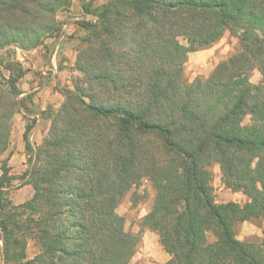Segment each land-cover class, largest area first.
Listing matches in <instances>:
<instances>
[{
  "label": "trees",
  "instance_id": "obj_1",
  "mask_svg": "<svg viewBox=\"0 0 264 264\" xmlns=\"http://www.w3.org/2000/svg\"><path fill=\"white\" fill-rule=\"evenodd\" d=\"M96 1L81 4L80 76L57 109L43 111L50 125L39 144L26 129L21 177L33 187L30 199L8 197L18 177L0 159L4 264H130L140 238L117 208L143 179L155 196L141 230L158 235L169 254L163 264H264V224L258 239L235 230L264 221V0ZM71 3L0 0V157L15 113L29 109V96L19 97L27 69L12 47L60 37L56 14ZM227 32L237 38L234 52L189 81L188 54ZM214 163L246 202L216 200ZM30 240L39 247L33 258Z\"/></svg>",
  "mask_w": 264,
  "mask_h": 264
},
{
  "label": "rangeland",
  "instance_id": "obj_2",
  "mask_svg": "<svg viewBox=\"0 0 264 264\" xmlns=\"http://www.w3.org/2000/svg\"><path fill=\"white\" fill-rule=\"evenodd\" d=\"M84 1L87 0H72V3L68 8L58 11L56 17L61 22V35L58 38L47 37L43 42V49L46 51L45 54L47 55L49 53H53L54 50L52 51V49H55V45L66 42L65 46H67L68 51H70L71 57L68 55L69 53L67 55L64 54L66 55L65 57H69V60H72V58L75 57L74 64L70 66L71 72H69L68 82L65 81V83L62 84L61 82H58V84H56V88L59 89L62 95L64 90L71 89L73 87V84L80 76V73L75 68V61L78 50L83 46L82 39L87 33L83 27V22L87 21L88 15L84 13L81 6ZM103 1L104 0H97L95 3L98 5ZM52 38L54 39L51 40ZM181 40L185 42L183 38ZM237 43V38L227 32L218 42L209 48L190 52L188 54V60L185 64V74L188 80L192 81L196 77L205 78L209 76L211 71L220 61L228 58L231 53L234 52L237 47ZM12 49L16 51L13 59L20 62L28 71L29 67L26 62L31 56L30 51L34 48L21 49L19 47H12ZM2 71L3 75H8L7 71H4L3 69ZM251 79L253 82H259L262 79V75L257 69H255L251 73ZM48 107L57 109L52 105ZM44 118L49 121L45 115ZM248 121L249 118L247 117L245 122ZM211 169L213 172V185L215 188L216 200L218 202H227L231 200L241 204L246 202L247 196L242 191H233L222 182L221 169L217 163H214ZM21 186L22 185L19 184L8 191V197L14 204L22 203L31 198L28 197L29 195L27 191L18 190ZM134 192L138 194H135L134 196ZM12 196L15 197L16 201L22 202H14L11 198ZM154 196L155 190L152 183L148 179H143L137 187L133 188L123 197L117 208L118 213L123 215L125 218V229L137 234L140 238L136 247V253L130 264H163L169 258L168 254L159 242L158 235L149 229L141 230L142 218L150 210ZM134 198H137V201H134ZM263 224L264 221L262 219L238 222L235 226L237 237L242 240L258 239L262 236ZM38 252V245L35 244L33 240H30L27 248L28 258H33ZM0 264H4L1 256Z\"/></svg>",
  "mask_w": 264,
  "mask_h": 264
},
{
  "label": "crops",
  "instance_id": "obj_3",
  "mask_svg": "<svg viewBox=\"0 0 264 264\" xmlns=\"http://www.w3.org/2000/svg\"><path fill=\"white\" fill-rule=\"evenodd\" d=\"M43 45L41 44L30 51L31 56L26 62L29 70L19 82V87L22 91L19 97L29 96L27 101L29 109L21 108L15 113L10 146L0 157V159L8 157L10 174L18 177L14 180L12 187L21 184L22 186L18 190L27 191L29 198L33 194V187L26 182L28 176H25L23 179L21 177L28 168L25 138L26 129L28 126L31 127L28 139L32 144L36 146L42 141L50 125V122L44 118L43 111L50 105L54 108H58L61 105L63 95L56 88V84L58 82H61V84L65 83V81L68 82L69 72H71L70 66L74 64L75 60V57L72 60H69V57H65L68 53V55L71 54L67 46H65L66 42L55 45V49H52V51L54 50L53 53H49L48 55L45 54L46 51L43 49ZM1 174L2 169L0 163ZM11 198L16 203L22 202L16 201L14 196Z\"/></svg>",
  "mask_w": 264,
  "mask_h": 264
},
{
  "label": "built area",
  "instance_id": "obj_4",
  "mask_svg": "<svg viewBox=\"0 0 264 264\" xmlns=\"http://www.w3.org/2000/svg\"><path fill=\"white\" fill-rule=\"evenodd\" d=\"M23 59V58H22Z\"/></svg>",
  "mask_w": 264,
  "mask_h": 264
}]
</instances>
